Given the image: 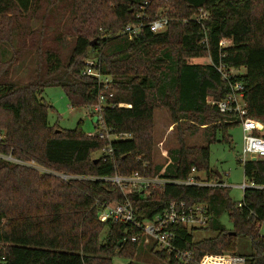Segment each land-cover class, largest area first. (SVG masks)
<instances>
[{"label": "trees", "instance_id": "16d2710c", "mask_svg": "<svg viewBox=\"0 0 264 264\" xmlns=\"http://www.w3.org/2000/svg\"><path fill=\"white\" fill-rule=\"evenodd\" d=\"M201 13L206 18L195 20ZM159 15L168 19L163 31L144 27L131 39L122 32L127 24ZM88 58L97 62L102 80H109L103 123L113 135L127 134L125 139L89 135L80 122L65 130L48 121L52 106L40 94L50 86L60 87L72 108L87 107L96 115L103 83L83 74ZM219 64L236 70L230 79L244 85L247 116L264 126V0H0V153L66 174L137 172L186 180L194 168L205 174L196 181L217 182L210 145L230 144V129L238 125L234 114L213 104L230 91ZM158 109L168 112L177 141L161 164L153 162ZM93 126L99 128L97 122ZM200 130L204 146L188 145L186 134ZM96 152L105 159L95 162ZM237 162L246 182L264 185V161ZM127 197L142 220L175 200L207 206V226L173 228L175 246L194 257L188 264L206 254L242 255L245 264H264V234L256 226L264 219V189L246 188L242 200L234 201L226 187L166 184L134 189ZM124 199L103 180L64 181L0 158V264H113V257L134 264L141 252L185 264L153 244L131 242L136 230L128 225L98 219L104 204ZM222 214L230 228L220 223ZM196 230L215 235L195 240ZM238 236L249 240L251 253L236 252Z\"/></svg>", "mask_w": 264, "mask_h": 264}, {"label": "built area", "instance_id": "2783aa9c", "mask_svg": "<svg viewBox=\"0 0 264 264\" xmlns=\"http://www.w3.org/2000/svg\"><path fill=\"white\" fill-rule=\"evenodd\" d=\"M148 2H144V6H147ZM144 8V7H142ZM141 19L143 14L139 16ZM195 20L206 18V13H201L199 16L194 17ZM168 19L163 15H159L154 20L149 22H143L139 20L135 24H127L122 32L127 35L129 39L137 35L144 27H148L152 32H160L166 28ZM83 74L97 78L98 82L103 83V88L99 93V102L93 108L96 115L93 117L94 122L99 124V128L95 133H88L89 135H96L100 139L109 138L113 139H125L127 134L113 135L110 129L106 128L102 116L100 114L101 108L106 105L104 90L108 88V79L102 80V77L98 71V64L95 60L88 58L84 60ZM217 71L220 73L221 78L228 84L229 94L222 100L217 101L215 104L221 113H231L235 115L234 121L241 127L243 133V149L239 155V161L244 163L251 156L254 155L256 160L264 161V135L260 132L262 124L247 116L246 102L244 99V85L242 82H232L231 75L232 69H227L224 65L219 64L216 66ZM104 91V92H103ZM118 106H127L124 104H118ZM4 139L3 133H0V141ZM106 154H109L112 150L110 147L103 149ZM102 152L100 156L104 159L106 156ZM0 158L33 167L38 170L34 161H23L14 158L11 154H1ZM39 170V171H40ZM41 172L52 173L60 177L64 181L72 180H103L111 183L114 187L118 188L125 199L118 203L104 204L102 210L98 214L100 221L119 222L128 225L130 228L135 229L136 233L131 235L130 241L133 243H140L143 246L150 244L154 245L157 250H166L168 253H172L175 258L181 262L188 264L194 261V257L190 252L182 251L175 246V232L173 228L175 226H184L190 228H201L207 226L209 221L208 208L201 203H188L186 201H171L162 211L156 213L149 219H137L132 202L128 199L127 195L134 189L145 190L147 188H162L166 184H188V185H205L224 187L222 181L217 182H204L196 181L193 177L195 169H191V174L186 180H172L168 178L155 175L147 177L134 172L130 175L114 174L110 176H89V175H74L60 172H52L47 169H43ZM244 191L246 188L264 189V185H257L249 182H244L241 186ZM244 203L239 202V207H244ZM259 229L264 226V219H259L256 225ZM219 256L223 258V262L218 264H245V257L242 255H210L206 254L201 257L197 264H206L204 262L206 257Z\"/></svg>", "mask_w": 264, "mask_h": 264}, {"label": "rangeland", "instance_id": "374dc122", "mask_svg": "<svg viewBox=\"0 0 264 264\" xmlns=\"http://www.w3.org/2000/svg\"><path fill=\"white\" fill-rule=\"evenodd\" d=\"M196 62L205 63L209 62V58H198ZM233 73L236 70L232 69ZM41 98L50 104L52 107L48 111V121L50 125H57L60 129L71 130L74 129L80 122L81 129L86 133H95L93 126L94 120L91 117V109L87 107H74L72 108L60 87L50 86L44 88L40 94ZM170 117L165 109H158L154 111V155L153 162L155 164L164 163L166 160V153L170 148L176 146V131L174 126L170 123ZM264 134V126L260 129ZM231 143L214 142L210 145V160L209 164L213 171L221 174L219 179L224 183L229 196L234 201H241L243 190L240 187L245 178L243 175L242 165L237 162L239 155L243 149V133L239 125H235L230 129ZM114 139V137H112ZM185 141L188 145L204 146L203 136L201 130L195 134H186ZM100 152L94 153V157H99ZM26 162V161H25ZM30 162V161H29ZM37 167L42 166L35 163ZM25 165V164H23ZM27 166V165H26ZM38 169V168H37ZM52 171V170H49ZM54 172V171H52ZM200 177L205 178L204 172H199ZM219 221L226 228H230L231 224L226 216L222 214ZM260 233L264 234V226L261 227ZM212 230H196L193 232L195 240L208 238L214 236ZM238 246L236 252L238 254H249L251 248L249 240L246 237L238 236ZM156 249V248H154ZM157 250V249H156ZM134 264H167L160 258L154 256L149 252H141L134 260ZM129 259L121 257H113V264H129Z\"/></svg>", "mask_w": 264, "mask_h": 264}, {"label": "crops", "instance_id": "0c3cea01", "mask_svg": "<svg viewBox=\"0 0 264 264\" xmlns=\"http://www.w3.org/2000/svg\"><path fill=\"white\" fill-rule=\"evenodd\" d=\"M196 62V61H195ZM195 176H198V177H200V175H199V172H194L193 173V177H195ZM218 177H221V174L220 173H218ZM201 178V180H204V178H202V177H200ZM219 181H221L220 179H219ZM224 187H226V186H224Z\"/></svg>", "mask_w": 264, "mask_h": 264}, {"label": "water", "instance_id": "95a60500", "mask_svg": "<svg viewBox=\"0 0 264 264\" xmlns=\"http://www.w3.org/2000/svg\"><path fill=\"white\" fill-rule=\"evenodd\" d=\"M93 120H94V119H93ZM97 160H98V159H97V158H95V160H94V161L96 162ZM251 160L255 161V160H256V157H255L254 155H252V156H251Z\"/></svg>", "mask_w": 264, "mask_h": 264}]
</instances>
